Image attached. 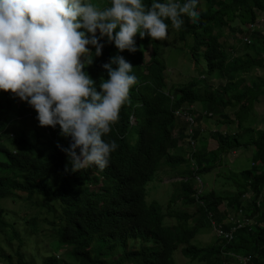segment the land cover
Segmentation results:
<instances>
[{"label":"trees","instance_id":"16d2710c","mask_svg":"<svg viewBox=\"0 0 264 264\" xmlns=\"http://www.w3.org/2000/svg\"><path fill=\"white\" fill-rule=\"evenodd\" d=\"M165 1L167 0H156L161 3ZM204 1L202 6L197 4L196 10L200 15L196 22L185 15L179 30L175 29L170 21L165 22L169 25L168 33L173 32L176 40L184 43L188 38H192L195 52L201 51L207 70L214 71L219 78H225L224 84L220 83L216 87L206 86L203 88L204 94L201 95L192 82H189L187 86L176 89L179 93L176 103L162 95L167 99L163 101V112L170 118L169 103L178 107L180 103L199 102L206 112L220 116L222 124H231L232 128L222 135L219 134L221 132L209 129L205 121L207 129L199 125L193 129V135L185 140L187 144L190 141H199L207 133L215 134L218 144L210 151L194 144L183 145L181 148L191 156L186 158L184 152L177 155L174 161L177 165L187 162V168L176 174L181 177L177 181L182 185L180 188L184 192L181 194L182 203L185 206L193 205L195 208L193 213L187 212L186 209L175 212L181 222L170 226L162 222L160 204L156 201L148 203L145 199L144 183L152 175L159 159H164L170 166L174 163L165 148L161 150L163 141L168 138V130L159 126L151 140L143 142L135 149L131 164L124 171L133 179L135 185V188L131 189L135 194L133 207L139 209V212L133 224L123 217L124 197L120 189L108 194L109 212L105 224L109 227L122 225L124 232L116 234L120 235L122 250L135 259L143 253L150 257L151 264H172L170 254L178 243L182 242L184 245L180 248L181 253L194 264H239L237 256H248L246 264H264V128L255 130L243 125L250 118L260 96L264 95V79L259 81L261 76H255L252 82L250 79L248 83L239 86L244 80L234 77L235 73L241 70L251 72L264 69V32L258 20L259 15L264 12V0ZM143 2L150 6L153 0ZM255 21L256 27L251 28L249 24ZM225 28L237 33L236 38L250 36L251 43L245 45L243 55L234 57L229 52L230 48L222 45L221 37ZM135 39L141 48L146 49L148 45L154 47L152 61H148L145 66L155 86H161L165 64L160 58L159 49L157 53L160 41H152L148 36L141 39L138 35ZM92 58L95 63L101 61L94 56ZM91 73L100 77L104 75V70L98 67L91 70ZM226 94H229L227 101L224 98ZM215 96L219 99L216 100ZM233 105L238 106V110L233 112L234 119L229 118L224 109ZM10 106L5 97L0 98V263L105 264L106 260L101 254H93L89 245L95 236L102 240L115 235L105 234L101 230L103 221L93 215L96 206L103 209L108 207L103 199L106 197V188L109 185L120 186L118 177L123 171L122 159L117 154H111L107 169L100 170L93 165L73 172L71 164L63 160L65 157L57 150L54 142L50 139L41 141L39 133H34L31 138L28 135L16 134L13 138L3 140L2 136L13 115ZM198 110L190 108V113L197 120L195 115ZM22 112L24 110L20 109V113ZM146 121L149 122L148 119ZM146 121L144 123H147ZM253 132L256 134L253 135ZM179 144H182L181 140ZM241 149L252 150L253 153H250V159H247L250 164H244L238 171L239 179L235 176V161L232 162L236 157L230 154ZM217 163L224 167L222 169L229 166L227 168L230 173L224 176L233 184L234 190H202L200 183L199 186L193 183L196 178L201 181L199 174L204 176L203 173L208 172L209 168ZM149 166L151 171L145 172ZM101 176L104 184L101 191L92 189V186L100 182ZM8 198L22 202L23 213L19 214L20 210L9 211L1 202ZM151 212L157 213L158 220L151 219ZM18 222L26 224L22 231L26 236L30 233L37 234L40 225L44 224L46 235L67 250L64 251L67 257L60 258L49 251L41 253L36 247H31L30 253H27L31 256L28 257L22 249L25 239L21 238ZM191 223L192 226H189ZM203 226L215 229L216 240L197 246L191 243V240ZM13 240L18 241L19 245L16 249L7 250ZM147 242L152 243L146 245Z\"/></svg>","mask_w":264,"mask_h":264},{"label":"clouds","instance_id":"9594fccd","mask_svg":"<svg viewBox=\"0 0 264 264\" xmlns=\"http://www.w3.org/2000/svg\"><path fill=\"white\" fill-rule=\"evenodd\" d=\"M197 4L198 0H167L163 3L153 0L150 6L143 0H0V98L5 97L10 102L13 112L4 135L9 136V139L16 134L25 135L23 132L28 130L26 125L21 127L19 124L17 130L13 131L16 126L12 127L11 124L34 117L43 131V134L39 131L35 133L41 135V141L47 135V140L54 142L65 157L63 160L71 164L73 172L93 165L100 170L108 168L111 154H117L122 159L123 171L118 177L120 186L109 185L106 188V197L103 199L108 207L103 209L96 206L93 215L103 221L101 230L105 234L115 235L102 240L95 236L89 245L93 254H101L106 260L105 264H151L149 256L141 253L135 259L123 250L126 259H121V255L116 253L107 259L94 245L112 241L106 246L109 251H113L117 242L123 247L120 235L116 234L123 233L124 227H109L105 224L109 212L108 194L111 191L122 190V214L128 223L133 224L139 212L133 207V179L124 173L131 164L135 149L151 140L158 127L163 126L168 130V138L163 141L161 150L165 148L166 151L175 142L181 140L183 144L185 135H193L194 127L200 125L203 128L208 116L214 117L206 110H198L195 115L198 120L195 119L190 113L195 103H180L178 107L169 103L170 118L163 112V101L170 99L176 103L179 100L176 89L192 82L194 88L199 90L201 85L196 81L218 78L216 74L213 75L214 71L207 70L201 51L195 52L192 40L189 43L188 38L183 45L189 44L187 47L195 62L200 57L204 59L207 74L191 78L187 80L189 82L184 81L175 87L173 93L166 82L165 70L168 74L169 68L160 51V45L168 36L169 25L165 21H170L177 30L181 29L185 15L196 22L200 15L196 10ZM262 15L258 18L261 30L264 29L260 22ZM256 25L257 21L249 24L251 28ZM137 35L141 39L148 36L152 41H160L157 53L159 49L160 58L165 64L161 86H155L145 66L148 61H152L154 47L148 45L144 49L138 46L135 39ZM238 38L243 45L251 43L248 35ZM149 47L151 53L146 61L145 51ZM92 56L101 61L95 63ZM100 63L104 64L98 65ZM98 67L103 68V76L91 73ZM20 109L24 112L20 113ZM176 129L177 138H171ZM187 129L189 132L185 134ZM215 132L224 134L225 130L217 129ZM33 136L28 135L30 138ZM184 152L181 150L178 155ZM163 164L169 165L160 158L152 175L144 183V188L155 175H160L158 171ZM184 165L187 166V162L179 164L178 171L187 168ZM149 171L151 166L145 172ZM177 172L172 177L168 173V182L174 178L181 179L176 175ZM103 186L101 176L100 182L91 188L101 191ZM173 196L175 194L170 196L169 201H172ZM160 213L162 222L168 225L165 221L170 212ZM150 216L158 220L156 212H151ZM183 245V242L178 243L174 250L179 249L180 255L190 261L180 251ZM236 260L239 264H246L249 257L237 256ZM170 261L175 264L172 254Z\"/></svg>","mask_w":264,"mask_h":264},{"label":"rangeland","instance_id":"374dc122","mask_svg":"<svg viewBox=\"0 0 264 264\" xmlns=\"http://www.w3.org/2000/svg\"><path fill=\"white\" fill-rule=\"evenodd\" d=\"M205 1L204 0H198V5L202 6L203 3ZM264 12H262L263 14ZM262 27L264 28V14L262 15ZM264 32V29L262 30ZM236 34H232V32H230V30L228 28H225V31H223V36L221 37V41H222V45L225 46V48H230L229 52L232 53L234 56L236 55H243L245 52V45H243V43L241 42L240 39L236 38ZM239 37V36H238ZM192 38L190 37L188 39L189 43L191 42ZM189 45V44H188ZM188 45H183V42H180L178 40H176V38H174V34L173 32H169L167 39L163 41V43L160 45V51L162 53V57L163 60L165 61L166 65L169 68V72L167 74L166 70H165V76H166V82L167 84H169L171 86V88H169L170 92L173 93L175 87L181 85L184 81H187L191 78H196L200 75H204L207 74L206 72V66H205V62L204 59L202 57L197 59V62H195L194 59H192L190 52H189V47H187ZM232 46V47H231ZM151 53V48L149 47L147 51H145V59L146 61L148 60V57ZM251 71V72H247L244 70H241L239 72H237V74H235V78L239 79L242 78L244 81L241 82V84H239V86H243V84H245V82H249V80L251 79L252 82V78H255V76H261L259 78V81L264 79V70L260 69L257 71ZM216 73H213V75H215ZM207 77H210V75H206ZM187 81V82H189ZM250 82V83H251ZM196 83L198 85H201L199 88V93L201 95L204 94V86H212V87H216L218 85H220V83L224 84V80L223 78H215L213 77L212 79H206V80H202V82H198L196 81ZM249 83V84H250ZM216 89V88H214ZM229 97V94H226L224 96V98L226 99V101L228 100L227 98ZM215 99L218 100L219 98L217 96H215ZM202 104L200 105L199 102L195 103L193 105V107L195 109H199L201 110H205L202 107ZM225 111L228 112L229 114V118L234 119V114L235 111L238 110V106L237 105H233V106H226ZM214 117L210 118L208 117V119H205V121L207 122V125L209 126V128H214L213 131L222 128V130L228 131L232 128L231 124L228 123H223L220 116L213 114ZM21 124V127H23L24 125H26V127L28 128V130L26 129V132L24 131L23 133L25 135H33L35 132L39 131L41 132V134H43L42 128H39V123L36 120V118L34 117H28L26 119H24L22 122L19 121H14L12 122L11 126L15 127L14 129H12L13 131L17 130L18 126ZM197 124V122L195 121V125ZM244 126L248 125V127L250 129H255L258 130L259 127L264 128V95L260 96L259 101L255 104L254 107V111L251 113L250 118L248 120H246L243 123ZM203 128H206V126L203 124L202 125ZM195 128V127H194ZM207 129V128H206ZM20 130L18 129V132ZM177 131L178 129L174 130L173 133L171 134V138H177ZM189 132V129H187L185 131V134H187ZM227 133V132H225ZM241 133V132H240ZM253 135L256 134V132L252 133ZM222 135H225L222 133ZM7 135H3L2 139L6 140L7 139ZM53 138H55V136L53 135ZM188 138L187 135H185L184 140H186ZM43 141L46 142L47 140V135L43 136ZM184 144L182 145H192L194 144L196 147H203V148H207V151H210L212 149H215L217 144H218V140L216 139L215 134H207L205 133L203 137H201V139L199 141H190L188 142L189 144H187V142H183ZM181 145L178 142H175L173 144H171V146H169L168 148H166V152L168 154V157H170L171 162L173 163L176 160L177 155L180 153L181 151ZM186 149V148H185ZM250 153H253V151H248L246 149H241L235 153H231V156H235L236 158H239L240 160L233 158V160L235 161V176L237 178L240 179V175L238 174V171L243 167V165H249L250 162L247 161V159H250ZM184 156L186 158H191V156L186 152L184 153ZM13 158L16 159V157L14 156ZM193 158V157H192ZM194 159V158H193ZM22 161V159L20 160ZM193 161V160H191ZM225 162V160H224ZM223 165V162L221 163ZM226 166V163H225ZM174 167V168H173ZM184 167H187L186 165H184ZM229 166H226V169H222L224 167H220V164H215L213 167L209 168L208 172H204V176L199 174V177L201 178V181H199L198 178L193 179V183L199 186V183L201 185V189L202 190H215V191H226V188H230V190H234V187L232 186L233 184H231V182H229V180L226 178V176H224V174H229L230 172L228 171ZM180 166L177 165L176 162L173 163L172 166L169 167V165H165L163 164L158 173L160 174L159 176L155 175L154 178L147 182L146 184V201L150 202L151 200H155L157 201L159 204H161V209L162 211H168L170 212L167 217V221H165V223H167L168 225H176L179 224L181 222L178 221V217L175 214V212H180L181 210L186 209L187 212L193 213L194 210V206H185V204L182 203L183 199L181 194H184L183 190L180 188V186H182L179 182H177V179H172L173 181L168 182L167 179V175L169 173V176L172 177L174 176V173L177 172L179 170ZM159 177H161V179H159ZM96 187V186H95ZM94 188V186H93ZM199 191V190H198ZM174 198L172 199V201L170 200V196L174 195ZM1 202H3L6 207L8 208L9 211L12 210H20L18 211L19 214L20 212L23 213V206H22V202H20L19 200H13L11 198L8 199H4ZM180 218V217H179ZM182 218V217H181ZM50 220H52L51 217H49ZM40 223H42L40 221ZM18 228H19V233L21 235V238L25 239V246L22 247L23 252L26 253V255L28 257H30L31 255H28L27 253H30V249L31 247H36L38 249L39 252L43 253V252H53L56 255H58L60 258H66L67 254L64 253V251H67L65 248H62L59 243H57L56 241H52L50 240V236L48 237L46 235V227L44 226V224L40 225V231L37 232V234H28L27 236L22 233L23 229L26 227V224L24 222H18ZM189 226H192V223L189 224ZM48 227V226H47ZM49 228V227H48ZM214 233H215V229L214 228H208L207 226H203L202 228H200V230L195 234V236L193 237V239L191 240V243H194L198 246L201 245H205V244H210L215 242V238H214ZM28 239H30V241H28ZM113 240V239H112ZM28 241V242H27ZM115 241V240H113ZM5 241L3 240V243ZM117 242V241H116ZM112 243V241H102L98 244H94L96 247V250L100 249L103 253L105 258L110 259L112 258V255L114 253L121 255L120 258L121 259H126L127 257L122 253V249L123 247L121 245L117 244L114 246L113 251H109L108 249H106V246L108 244ZM31 244V246L29 247V245ZM148 244V242H147ZM10 245V248H6L7 250L9 249H16L17 246L19 245L18 241L13 240ZM2 246L4 247V245L2 244ZM182 257V258H181ZM172 259L174 261L175 264H193V262L186 260L182 255H180L179 249H176L173 251L172 253ZM2 264V263H0ZM124 264H127L126 262H124Z\"/></svg>","mask_w":264,"mask_h":264}]
</instances>
